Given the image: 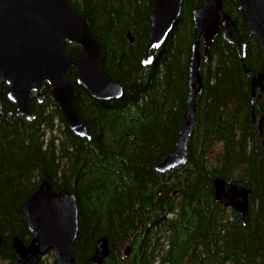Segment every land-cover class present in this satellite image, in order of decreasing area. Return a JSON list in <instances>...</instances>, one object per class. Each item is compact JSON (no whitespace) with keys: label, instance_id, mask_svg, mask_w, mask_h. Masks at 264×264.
I'll return each instance as SVG.
<instances>
[{"label":"trees","instance_id":"1","mask_svg":"<svg viewBox=\"0 0 264 264\" xmlns=\"http://www.w3.org/2000/svg\"><path fill=\"white\" fill-rule=\"evenodd\" d=\"M70 1L101 47L103 72L123 94L100 101L76 87L84 139L65 128L47 86L40 103L30 97V121L15 116L2 88V112L10 116L0 121V261L14 264L13 238L31 240L21 205L45 173L53 191L75 197L74 264H90L99 238L108 248L102 264H264V95L251 107L242 68L259 73L261 58L233 1L222 0V10L244 43V60L222 39L220 27L207 59L199 41L201 91L186 161L163 174L155 166L173 149L183 118L194 41L191 11L200 0H182L148 66L141 57L152 0ZM64 48L70 56L79 50ZM69 78L74 82L72 70ZM216 177L249 190L245 223L214 200Z\"/></svg>","mask_w":264,"mask_h":264},{"label":"water","instance_id":"2","mask_svg":"<svg viewBox=\"0 0 264 264\" xmlns=\"http://www.w3.org/2000/svg\"><path fill=\"white\" fill-rule=\"evenodd\" d=\"M239 11L247 35L255 41L261 58L257 74L243 66L249 80L250 105L264 95V0H232ZM222 0H200L192 9L193 44L188 65L187 96L183 118L173 149L155 166L163 174L185 163L186 143L191 134L196 111V97L201 91L199 77V41L203 45V59H207L210 44L221 28L222 39L232 45L241 62L244 43L234 22L222 10ZM182 0H152L149 12L147 43L141 65L152 63V52L158 49L179 16ZM126 38L132 43L127 33ZM65 44L78 47L70 56ZM102 50L92 35L86 18L78 14L70 0H0V121L10 116L2 112L1 92L14 105L15 116L30 121L33 118L30 97L38 103L42 90L49 88L48 97L58 110L65 128L78 138L88 139L86 128L75 106L76 87L100 101L118 100L122 87L111 80L101 68ZM74 73V82L69 78ZM252 122L256 118L252 115ZM261 136V118L257 120ZM264 161V155H263ZM214 200L222 207L241 216L245 223L249 190L218 177L212 180ZM31 240L23 244L11 240L14 264H38L50 254L54 264H74L73 243L77 233L75 197L61 189L53 191L47 174L41 173L37 189L21 205ZM264 212V208H263ZM128 248L124 249L127 256ZM108 248L99 238L89 259L90 264H102Z\"/></svg>","mask_w":264,"mask_h":264},{"label":"rangeland","instance_id":"3","mask_svg":"<svg viewBox=\"0 0 264 264\" xmlns=\"http://www.w3.org/2000/svg\"><path fill=\"white\" fill-rule=\"evenodd\" d=\"M51 261H52V257H51L50 254H46V255L42 258V262H43L44 264H50ZM0 264H6V263L0 261Z\"/></svg>","mask_w":264,"mask_h":264}]
</instances>
